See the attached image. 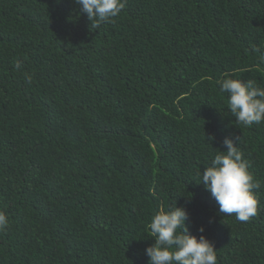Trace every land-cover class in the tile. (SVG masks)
<instances>
[{
    "label": "trees",
    "instance_id": "obj_1",
    "mask_svg": "<svg viewBox=\"0 0 264 264\" xmlns=\"http://www.w3.org/2000/svg\"><path fill=\"white\" fill-rule=\"evenodd\" d=\"M226 73L264 87V0H126L99 28L74 0H0V264H148L175 201L217 264H264V122L237 124ZM226 136L259 183L247 222L199 183Z\"/></svg>",
    "mask_w": 264,
    "mask_h": 264
},
{
    "label": "clouds",
    "instance_id": "obj_2",
    "mask_svg": "<svg viewBox=\"0 0 264 264\" xmlns=\"http://www.w3.org/2000/svg\"><path fill=\"white\" fill-rule=\"evenodd\" d=\"M126 0H74L79 11L86 13L92 28L111 22L125 8ZM21 70L19 60L14 64ZM26 80L31 76L25 74ZM220 91L227 93V108L239 125L250 127L264 122V87L254 80L233 78L226 73L220 82ZM238 137L226 136V150L215 154L210 165L200 172V182L218 204L224 215H235L247 222L258 211L255 189L259 183L249 171L248 162L236 146ZM189 213L183 206L160 208L151 218L149 229L153 243L145 248L148 264H217L215 246L205 235L203 226L199 237L188 231ZM9 225V218L0 211V230Z\"/></svg>",
    "mask_w": 264,
    "mask_h": 264
}]
</instances>
